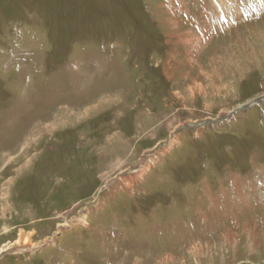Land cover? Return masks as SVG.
<instances>
[{
  "label": "rangeland",
  "instance_id": "1",
  "mask_svg": "<svg viewBox=\"0 0 264 264\" xmlns=\"http://www.w3.org/2000/svg\"><path fill=\"white\" fill-rule=\"evenodd\" d=\"M0 264H264V0H0Z\"/></svg>",
  "mask_w": 264,
  "mask_h": 264
},
{
  "label": "water",
  "instance_id": "2",
  "mask_svg": "<svg viewBox=\"0 0 264 264\" xmlns=\"http://www.w3.org/2000/svg\"><path fill=\"white\" fill-rule=\"evenodd\" d=\"M259 100H263V97L260 98ZM259 100H254L253 102L249 103V104H246L245 106H241V107H238L234 113L238 112V111H241V110H247L251 107H253ZM203 124H206V123H203Z\"/></svg>",
  "mask_w": 264,
  "mask_h": 264
},
{
  "label": "bare ground",
  "instance_id": "3",
  "mask_svg": "<svg viewBox=\"0 0 264 264\" xmlns=\"http://www.w3.org/2000/svg\"><path fill=\"white\" fill-rule=\"evenodd\" d=\"M178 1V0H177ZM227 1V0H226ZM210 5V4H209ZM211 6V5H210ZM221 6V5H220ZM212 9V8H211ZM258 9V8H257ZM221 10V9H220ZM259 10V9H258ZM222 11H224V10H222ZM253 11V10H252ZM219 12H221V11H219ZM212 13V12H211ZM213 15V14H212ZM217 15V14H216ZM225 15V14H224ZM219 16V15H218ZM220 16H221V14H220ZM228 16V15H227ZM222 17H223V15H222ZM217 19V18H216ZM172 20V19H171ZM212 20V19H211ZM224 20V19H223ZM222 22V21H221ZM223 25V24H222ZM221 25V26H222ZM220 26V25H219ZM173 28V27H172ZM224 29V28H223ZM205 35V34H204ZM196 37H197V35H196ZM192 38V37H191ZM197 41V40H196ZM200 41V40H199ZM192 44V43H191ZM168 71V70H167ZM172 71V70H171ZM258 105V104H257ZM255 107V106H254ZM175 141H176V139H175ZM157 158V157H156ZM21 239V238H20ZM28 241L30 242V240H28L27 238L26 239H24V243H28ZM21 242V241H20ZM31 243V242H30ZM20 243H17V245H19ZM13 245V244H12ZM13 248V247H12ZM7 250V249H6ZM5 250V251H6ZM2 252H4L3 250H2Z\"/></svg>",
  "mask_w": 264,
  "mask_h": 264
}]
</instances>
